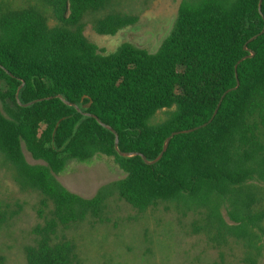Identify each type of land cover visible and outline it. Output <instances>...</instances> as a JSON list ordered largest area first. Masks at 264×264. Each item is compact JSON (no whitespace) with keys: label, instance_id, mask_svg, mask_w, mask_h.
<instances>
[{"label":"trees","instance_id":"obj_1","mask_svg":"<svg viewBox=\"0 0 264 264\" xmlns=\"http://www.w3.org/2000/svg\"><path fill=\"white\" fill-rule=\"evenodd\" d=\"M116 1L0 4V155L20 189L40 196L43 220L27 264H74L76 246L59 231L102 221L114 195L139 212L166 203L198 214L194 231L212 245L234 243L242 264H264V0H183L156 52L124 42L106 54L84 18ZM138 20L109 13L94 29L115 35ZM103 124L120 151L150 161L180 133L149 165L119 155ZM23 145L44 164H30ZM96 155L125 176L90 198L57 179L69 160ZM7 219L0 203V226Z\"/></svg>","mask_w":264,"mask_h":264},{"label":"rangeland","instance_id":"obj_2","mask_svg":"<svg viewBox=\"0 0 264 264\" xmlns=\"http://www.w3.org/2000/svg\"><path fill=\"white\" fill-rule=\"evenodd\" d=\"M183 0H119L104 10L89 13L84 18L85 36L106 54L115 52L129 42L156 52L170 34ZM14 8L36 6L39 0H0ZM109 13L136 15L138 22L115 35H100L96 20ZM49 24H56L47 12ZM165 118L160 111L152 119ZM30 164H44L27 151ZM14 171L0 155V203L8 219L0 226V264H27L25 248L36 242L33 229L42 224L38 216L40 196L20 189ZM125 173L106 156L89 160H69L57 174V179L71 192L90 198L107 183L119 180ZM200 219L193 212L182 213L173 204L160 203L139 212L117 195L107 202L102 221L87 219L59 231V236L76 246L74 264H242L243 251L234 243L218 248L207 237L194 231Z\"/></svg>","mask_w":264,"mask_h":264},{"label":"water","instance_id":"obj_3","mask_svg":"<svg viewBox=\"0 0 264 264\" xmlns=\"http://www.w3.org/2000/svg\"><path fill=\"white\" fill-rule=\"evenodd\" d=\"M246 49H247V47H246ZM252 55H253V53L251 54V56H252ZM20 88H21V87H20ZM30 104H31V103L23 104V106H28V105H30ZM69 104H70V103H69ZM70 105H72V104H70ZM76 107H77V106H76ZM77 109H78V111H80V108L77 107ZM90 115H91V114H90ZM91 116L97 118L95 115H91ZM103 125H104L105 127H107L108 129H110L112 132H114V133L116 134L115 130L112 129L110 126H107V125H105V124H103ZM189 131H191V130H189ZM181 132H188V131H181ZM178 133H180V132H174V133H172V135H170V136L167 138L162 153H161V154H160L155 160H153V161L148 160V159L146 158V156H144V155L141 154V153H131V152H122V151H120L119 148H118L119 138H118V135H117V134H116V140H115V148H116V151L119 153V155H121V156H123V157H132V156H136V155H138V156L143 157V159H144V161H145L146 164L151 165V164L156 163L157 161H159V160L162 158L164 152L167 150V147H168V144H169L171 138H172L174 135L178 134Z\"/></svg>","mask_w":264,"mask_h":264}]
</instances>
